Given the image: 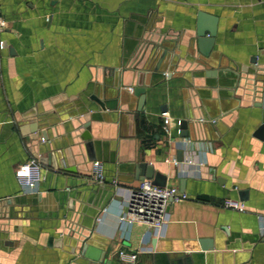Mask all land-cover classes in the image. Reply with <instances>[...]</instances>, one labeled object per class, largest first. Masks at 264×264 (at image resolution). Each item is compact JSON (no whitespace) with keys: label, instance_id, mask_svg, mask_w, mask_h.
Listing matches in <instances>:
<instances>
[{"label":"crops","instance_id":"1","mask_svg":"<svg viewBox=\"0 0 264 264\" xmlns=\"http://www.w3.org/2000/svg\"><path fill=\"white\" fill-rule=\"evenodd\" d=\"M200 13L216 33L196 59ZM0 16V264H128L118 251L141 247L136 264H264V0H0ZM31 156L34 188L14 175ZM141 163L186 195L156 232L118 217Z\"/></svg>","mask_w":264,"mask_h":264},{"label":"built area","instance_id":"2","mask_svg":"<svg viewBox=\"0 0 264 264\" xmlns=\"http://www.w3.org/2000/svg\"><path fill=\"white\" fill-rule=\"evenodd\" d=\"M5 28V21L0 16V34ZM7 43L0 37V49L5 48ZM132 92V88H129ZM168 119V118H166ZM163 130L168 134L167 124L163 125ZM174 164L179 163L171 160ZM189 162V161H188ZM93 178L97 182L103 181L101 166L98 161H93ZM15 178L19 185L34 188L42 181L41 164L36 156L29 157L14 172ZM186 195L172 186H158L153 184L149 179H144L138 185L131 189L126 207L119 213L121 223L141 222L151 225L155 232L159 227H163L168 221L166 211L167 205L171 202H178L185 198ZM222 206L224 208L243 211L244 203L237 199L225 198ZM259 222L264 225V215H259ZM145 248L141 247L135 251L119 250L117 255L120 261L128 264H136L138 256L144 252Z\"/></svg>","mask_w":264,"mask_h":264},{"label":"water","instance_id":"3","mask_svg":"<svg viewBox=\"0 0 264 264\" xmlns=\"http://www.w3.org/2000/svg\"><path fill=\"white\" fill-rule=\"evenodd\" d=\"M215 33H216V18L207 16L206 14L200 13L199 14V19L197 21V26H196V32H195V37L191 42V49H192V56L196 59H199V57L203 58H209L212 53V47H213V42L215 39ZM145 45H141L139 47L138 51H143L145 50ZM146 48L148 52H151L153 47L152 45H146ZM166 52L163 53V56L165 55ZM203 68V66H202ZM134 95L138 97V102H139V107L144 99L143 94H144V88L143 87H136L134 89ZM95 102H97L101 108H103V104L99 103L97 98L93 96L92 98ZM140 109V108H139ZM86 116H80L76 120H74L75 128L78 129L77 135L80 136L81 141H84V146L86 148L87 154H88V159L93 160L95 159V153H94V147H93V142L91 140V136L89 134L90 130V122L88 119H86ZM202 117L201 116H195L194 120L198 123L202 122ZM181 126L184 128L186 127L187 122L186 121H181L180 122ZM42 140H45L44 136H41ZM180 154L178 153V159H180ZM140 174L143 175V178L146 179H153L152 183L158 186H165V182H162L159 180V177L157 174H153L152 169L145 166V164H139L138 165ZM142 178V180H143ZM70 205L69 207L72 208L73 205L72 200H70ZM72 205V206H71ZM7 202L3 201L0 202V217H8L9 216V208L6 207ZM75 217H80L79 214H76ZM77 224H80L77 219H74L71 224H68L70 229L66 233H72L71 235L74 236V238H77L80 240V243L78 245L79 248L82 249V254L87 256V250L89 249V245L87 243H84L85 237L86 236L82 229L77 226ZM73 231V232H72ZM70 235V234H69ZM54 245L60 246L61 245V240L54 241ZM202 247L203 244L201 243ZM210 247V246H209ZM92 258V257H90ZM93 260H97V258H93Z\"/></svg>","mask_w":264,"mask_h":264}]
</instances>
